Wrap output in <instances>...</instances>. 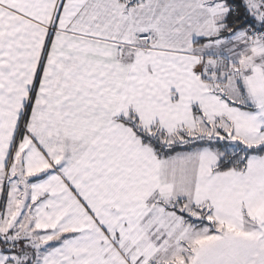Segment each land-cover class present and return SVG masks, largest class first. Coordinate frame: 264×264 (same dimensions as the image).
Returning <instances> with one entry per match:
<instances>
[{"label":"snow or ice","instance_id":"obj_1","mask_svg":"<svg viewBox=\"0 0 264 264\" xmlns=\"http://www.w3.org/2000/svg\"><path fill=\"white\" fill-rule=\"evenodd\" d=\"M0 264H264V0H0Z\"/></svg>","mask_w":264,"mask_h":264}]
</instances>
